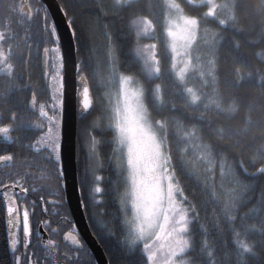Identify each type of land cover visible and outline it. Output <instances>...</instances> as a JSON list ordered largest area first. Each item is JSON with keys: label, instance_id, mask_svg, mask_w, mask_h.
<instances>
[{"label": "snow or ice", "instance_id": "1", "mask_svg": "<svg viewBox=\"0 0 264 264\" xmlns=\"http://www.w3.org/2000/svg\"><path fill=\"white\" fill-rule=\"evenodd\" d=\"M189 2L195 4L196 0ZM200 2L206 11L186 15L175 0H167L162 40L157 37L152 20L143 17L136 21L132 61H122L118 55L116 42L107 31L112 25L104 22L105 5L97 4L95 20L85 22L69 0L62 3L60 10L78 55L87 48L97 27L105 30L104 38L108 42L109 80L102 81L105 91L98 97L101 107L98 109L90 100L86 85L82 99H78V115L101 113L87 132L85 175L91 173L93 177L91 190L95 199L102 191L101 177L96 174L103 167L100 149L102 145L107 146L117 174L112 189L118 204L113 229L121 227L123 237L119 246L127 254L138 255L137 264H233L232 254L237 264H264V67L246 74L243 71L248 59L245 45L257 26L259 39L264 42V0L258 4L246 0ZM141 7V0H117L112 19L128 20ZM9 8L17 11L11 5ZM19 14L18 23L27 25L21 43H13L16 36L11 22L0 31V73L6 77L5 90L0 93V119L10 122L0 126V134L23 154L35 146L23 143L28 133L39 131L36 145L41 146L56 181V191L48 195L58 197L52 203L63 206L62 193L66 192L63 128L70 97L63 71L61 36L43 4L21 5ZM33 23L38 31L29 44ZM143 36L160 40L163 56L157 43L140 44ZM49 41L52 47L47 46ZM42 44L44 75L52 92L50 106L37 105L34 90L31 100H27L24 94L33 85L26 82L25 72L16 71L18 65L28 66L33 57H40ZM82 63L77 61L76 71L78 80L84 84L82 72L86 66L82 67ZM191 76L198 77L199 87L189 86ZM27 78L30 80L31 73H27ZM165 81L171 82L168 89L171 101L165 98ZM254 93L257 99H253ZM14 95L23 98L12 103ZM37 110L35 122L21 115L26 111L35 114ZM13 130L18 133L15 140L8 135ZM97 131L107 135L97 137L94 134ZM189 150L197 154V159L205 165L204 171L209 173L204 179L201 203H194L186 195L184 173L195 170L199 178V169L188 158ZM13 159L14 154L0 155V162ZM6 175L10 183L0 180V187L4 189L7 212V248L12 257L9 264H22V256L18 254L20 207L14 199L15 192L9 195L8 189L20 188L22 193L27 192L23 187L27 173ZM258 182L261 191L257 198L254 192ZM197 226L203 229L200 243L195 238ZM44 227H48L47 222ZM22 230V255L32 264L28 253L32 241L27 209L23 211ZM250 230L253 236L258 234V247L255 242L241 239V236L248 237ZM228 233L235 237L236 247L231 252L227 250ZM218 238L222 244L214 252ZM65 239L80 244L70 234H65ZM45 246L55 249L56 243L49 239Z\"/></svg>", "mask_w": 264, "mask_h": 264}, {"label": "trees", "instance_id": "2", "mask_svg": "<svg viewBox=\"0 0 264 264\" xmlns=\"http://www.w3.org/2000/svg\"><path fill=\"white\" fill-rule=\"evenodd\" d=\"M9 1L10 0H4V4L0 5V13H2L6 8L5 2L9 3ZM18 1L20 6L21 0ZM37 1L41 3L40 0ZM58 1L60 5H62V3L64 2V0ZM69 2L76 7L78 14L85 22H92L95 20V17L97 15V4L106 6L103 10V13L107 15V19L104 22L112 25V27L107 29V31L112 34L113 40L116 42L118 48V55L120 56L122 61H132L135 56V22L137 20L142 19L143 17H147L148 19L152 20L156 25L157 37H159L160 40L163 39V12L166 10L165 5L167 0H141V9L137 11L136 16L131 17L128 20H121L119 17H117V19L115 20L112 19L113 5L117 3L116 0H69ZM214 2L221 3L224 2V0H214ZM246 2L250 4H258L259 0H246ZM175 3L181 5L186 15H199L207 10L206 7H203L201 5L200 0H196L195 4L190 3L189 0H175ZM3 16L5 17V15ZM3 22L4 20L2 21V24ZM104 31V29L97 27L94 31L92 39L88 42L87 48L84 49V51H82L79 55L77 54L76 50L77 61L80 60L83 62L82 67L86 66V70L82 72V75H84L88 80L94 103L97 105L98 109L101 107L98 102V97L102 96L105 91V87L102 81L106 82L107 78L109 77L106 60L108 42L104 38ZM259 31L260 28L259 26H257L255 32L248 37V41L245 45V51L248 57L247 62L243 66V71L245 74L248 71L264 67V42H261L259 39ZM25 36V31L20 30V43L25 39ZM147 40L157 43L158 51L163 56L164 49L160 44V40H152L149 38H147ZM165 62H167L166 57ZM29 66V73H31L30 79L31 81L36 80L31 91H36L38 105L46 104L47 101L49 102L51 100V94L48 91V87L44 83L45 79L43 78L40 64L39 62L35 61L34 58H32L31 64ZM25 69L26 66L24 65L17 66L18 73L22 71L25 72ZM256 78L259 79V76L257 75ZM164 86L166 90L165 98L166 100L171 101V97L168 95V89L171 86V82L165 81ZM189 86L199 87L198 77L191 76L189 80ZM5 87L6 85L3 88L5 89ZM31 91L24 94V96L27 97V100H30ZM39 91L41 94H43V96H38ZM22 98L23 97H17V102L18 99ZM257 98V95L254 93L253 99ZM174 102L177 103V106L179 108V101L176 100ZM12 103H14V101ZM100 114V111H93L90 116H79L77 120L78 182L85 206L84 209L86 216L89 219L90 227L93 230V234L104 250L108 263L137 264L139 256L135 254H127L119 246V242L123 237V231L121 227L117 226L115 229H113V225L116 222V209L118 207V204L113 198L112 189L117 181V174L113 162L109 160V149L107 148V146L102 145L100 149V154L103 158V167L98 169L96 174L101 177L99 186L101 187L102 191L100 194L95 195V199H93L94 194L91 190L93 187V177L91 173L85 175V156L87 154L88 148L87 132L91 130V124L94 118L98 117ZM21 115L35 122L36 115H38V110L35 114L31 111H26ZM9 123L10 122L8 120L3 119V122L1 124L8 125ZM101 123H106V121H101ZM94 134L97 135V137L107 135V133L102 134L99 131L95 132ZM36 135L37 132L35 130L30 131L27 135V138L24 139L23 143L34 144ZM9 136L13 137V140H15L18 136V133L13 130L10 132ZM2 147V150L0 149L1 155L14 154V159L13 161L6 162L4 165L0 166V180H4L5 183H10V179L6 175L8 172H18L22 175L27 173V180L24 182L23 187L32 189V191L27 192L25 197L29 198L30 195L34 196L35 194L40 193L46 195L48 199H50V197H55L56 199H58V197H56L55 195H48L49 192L54 193L56 191V181L55 179H53V173H51L50 171V166L44 159L42 148L36 149L32 147L31 149L25 150L23 154H20L16 145L12 143V141L9 142V145H3ZM32 158L34 159L35 164L40 165L41 167H45V170L49 172L47 175H49L50 179H41V177L46 176H40V172L38 170H36L35 168L34 170H32L29 167ZM188 158L192 161L194 168L199 169V178L197 177V173L195 170L184 173V186H186L187 188L186 195H188L189 199L193 200L194 203H201L204 199V197L202 196L204 179L209 175V173L204 171L205 165L202 161L197 159V154L195 152L189 150ZM81 182L83 183V188H81ZM35 186L44 188V191L35 189ZM0 188L3 189L2 187ZM119 190H123L122 185ZM260 191L261 185L258 182L254 192V195L257 198L259 197ZM18 192L17 195L19 196L22 193L20 188H18ZM62 195L65 196V193H62ZM64 204L65 206L63 207V210H65L68 216L71 217L66 201H64ZM242 211L244 210L242 209ZM207 213L208 220L210 222L212 219L211 206L208 207ZM201 215H204L203 211H201ZM251 233L252 230H250V235L248 237L241 236V239H246L249 243L255 242L256 246L258 247V234L253 236ZM195 238L198 243L202 242L203 229H200L198 226L195 229ZM226 238L229 241L227 250L231 252V250L236 247L235 237L231 233H228ZM216 243L218 247L213 249L214 252H217L219 247L221 246V239L218 238ZM11 259V253L7 248V228L4 207L0 199V264H9ZM231 259L233 261V264H237L234 254L231 255ZM93 264H95L94 259Z\"/></svg>", "mask_w": 264, "mask_h": 264}, {"label": "flooded vegetation", "instance_id": "3", "mask_svg": "<svg viewBox=\"0 0 264 264\" xmlns=\"http://www.w3.org/2000/svg\"><path fill=\"white\" fill-rule=\"evenodd\" d=\"M37 2H38L37 0H21L20 1L21 5H24V4L35 5ZM3 4H4V0H0V5H3ZM9 5L15 7L17 11H12V9L9 8ZM20 6H19L18 0H10L9 3L5 2L6 8L4 9L2 13H0V31H4L5 25L11 22L12 27L15 30V36H16L15 41H13L14 45L20 43L19 41L20 40V30L25 31L27 27V25L18 23V21L20 20V14H19ZM3 15H5V17ZM3 20L4 22L2 24ZM50 21L53 22L51 16H50ZM31 28H32V32L29 33V35H31L33 38L27 41V43L29 44L33 43V40L35 39V34L38 31L35 23L32 24ZM25 35H26V32H25ZM43 46L44 45L42 44L40 48V52H41L40 57L38 59L36 57H33V58L35 61L39 62L41 70H42L43 78L45 79L44 83L46 86H48V83H49L48 77L44 75L43 54H42ZM47 46L52 47L53 45L49 41ZM33 51H35V45L33 47ZM29 67L30 66L28 65L26 66V69H25L26 82H29L30 84L34 85L36 80L31 81V79L29 80L27 78V73H29ZM5 85H6V77H4L2 73H0V93H3V91L5 90L3 88ZM79 89L80 88H78V90ZM30 91L31 89L28 92ZM48 91L51 94L50 89ZM38 96H43V94H41L39 91ZM30 100H31V95H30ZM13 101L14 103L17 102V97L15 95L12 97V102ZM46 104L50 106L51 100L49 102L47 101ZM37 105H38V101H37ZM0 110H2V106H0ZM2 122H3V119H0V126H4L1 124ZM35 131L37 132V135H36V140L34 142V145H36V141L38 137L40 136L39 131L37 130ZM11 138L13 140V137ZM10 141L11 140H6L3 134H0V149L2 150L3 145H9ZM34 148L36 147L34 146ZM38 148H41V147H38ZM0 155H1V151H0ZM5 163L6 162H0V166L4 165ZM29 167L32 170H34V168L38 170L40 172V176L44 175L47 177V179H50L49 175H47L49 172L45 170V167H41L40 165L35 164V161L33 158L30 161ZM53 179H54V174H53ZM27 189H28L27 192L32 191V189H29V188ZM35 189L39 190L41 189V187L35 186ZM0 190H2V192L4 193V189L0 188ZM13 192H16L15 197H14L16 204L19 207L23 205L25 209L29 211L30 226L32 230L31 232L32 243L28 249V253L31 256L32 264H93V259H94L95 264H98L93 253L88 247L86 241L83 239L82 235L78 231V228L73 220L70 209L69 211H70L71 217H69L67 212L63 210V207L65 206V204H63V206H60L59 204L52 203V201L57 200V199L55 197H50V199H48V197H46V195L44 194L39 193V194H35L34 196L30 195L28 198V197H25L27 192H25L24 194L21 193L18 196L17 195L18 188L8 189L9 195H11ZM0 199L4 207V213H5V218H6V228H7V215H6V210H5V202L3 198L0 197ZM81 199H82V195H81ZM65 201L67 203L66 194H65ZM82 203H83V207L85 208L83 199H82ZM20 220H21V223H20L18 235L21 237V244L19 245L20 251L18 252V254H21L22 256V264H29L28 259L22 255L24 252V249L22 246L23 230H22V216L21 215H20ZM87 221L89 224L88 218H87ZM44 222H47V225H48L47 228L44 227ZM90 229L93 233V230L91 227ZM65 234H70L71 236H75L77 239L80 240V244L79 245L74 244L71 239L66 240ZM49 239L53 240L56 243L55 249H49L45 246L47 240Z\"/></svg>", "mask_w": 264, "mask_h": 264}, {"label": "water", "instance_id": "4", "mask_svg": "<svg viewBox=\"0 0 264 264\" xmlns=\"http://www.w3.org/2000/svg\"><path fill=\"white\" fill-rule=\"evenodd\" d=\"M42 4L48 8L52 21L58 26V32L61 36V49L65 59L64 75L66 80V88L69 92V102L65 108V119L63 128V144H62V166L66 175V200L71 211L73 220L78 231L86 241L88 247L93 253L98 264H109L107 257L99 244L98 240L92 233L88 224L80 193L78 182L77 167V120L78 115V99H82L83 89L85 85L89 89V98L94 103L92 92L85 77V83L81 84L77 78L76 64V45L71 41L70 33L65 24V18L60 8L58 0H41ZM78 88H80L78 90ZM79 93V97H77ZM92 113V112H91ZM89 115L83 116L88 117ZM82 117V116H81ZM0 197L4 199V193L0 190ZM5 202V200H4ZM6 210V207H5ZM25 207L20 206V215L23 219V211ZM7 215V212H6ZM30 223V218H29ZM31 229V226H30ZM32 232V230H31Z\"/></svg>", "mask_w": 264, "mask_h": 264}, {"label": "rangeland", "instance_id": "5", "mask_svg": "<svg viewBox=\"0 0 264 264\" xmlns=\"http://www.w3.org/2000/svg\"><path fill=\"white\" fill-rule=\"evenodd\" d=\"M117 1V0H116ZM140 20V19H139ZM138 21V20H137ZM135 30H136V28H135ZM147 36H143L141 39H140V44H150V43H155L154 41H150V40H147ZM135 48H136V45H135ZM109 80V77L107 78V81ZM109 87H111V85H109ZM51 91V90H50ZM51 96H52V92H51ZM38 139H39V137H38ZM37 139V140H38ZM35 147L36 148H38V147H41V146H39V145H35Z\"/></svg>", "mask_w": 264, "mask_h": 264}]
</instances>
